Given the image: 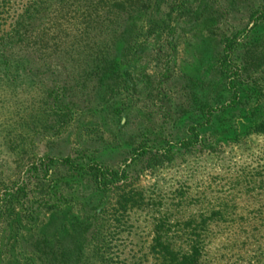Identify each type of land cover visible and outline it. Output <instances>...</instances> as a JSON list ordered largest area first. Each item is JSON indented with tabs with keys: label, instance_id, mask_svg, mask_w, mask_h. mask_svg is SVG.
I'll return each instance as SVG.
<instances>
[{
	"label": "rangeland",
	"instance_id": "374dc122",
	"mask_svg": "<svg viewBox=\"0 0 264 264\" xmlns=\"http://www.w3.org/2000/svg\"><path fill=\"white\" fill-rule=\"evenodd\" d=\"M262 4L41 3L30 15L27 59L38 67L44 61L60 64L53 75L58 83L52 85L65 86L61 96L68 105L51 106L50 79L42 68L25 75L20 85L0 84V264H97L91 231L80 226L81 220L86 223L80 203L88 201L90 208L103 196L90 198L84 192L89 182L74 170L50 165L51 157L128 165V188L145 205L130 212L125 254L112 255L126 257V264L145 252L152 218L169 219L171 229L181 233L219 209L233 217L264 214V25L245 36L234 53L244 81L236 107L227 106L232 93L217 63L222 39L248 32L249 14ZM191 125H202L198 130L214 145L175 146L191 136ZM139 145L150 153L132 161ZM231 242L213 243L211 253L234 260L259 246L256 264H264V235L242 251Z\"/></svg>",
	"mask_w": 264,
	"mask_h": 264
},
{
	"label": "trees",
	"instance_id": "16d2710c",
	"mask_svg": "<svg viewBox=\"0 0 264 264\" xmlns=\"http://www.w3.org/2000/svg\"><path fill=\"white\" fill-rule=\"evenodd\" d=\"M41 3L45 5L48 0H0V84L6 88L11 85H20L24 82L25 75L36 74L42 68V74L50 79V83L48 86L46 83L42 84L37 81L32 83L36 86L40 85L41 88L46 85L51 106L65 108L68 104L61 96L65 86L62 85V89L59 87L54 90L52 85L58 83L53 75L54 67H59L60 64L54 66L52 62L44 61L43 65L38 67L27 59V27L32 19L30 15L41 7ZM249 21H253V25L248 32L246 29H242L241 32L227 35L222 39V50L217 63L232 93V98L227 104L229 107L239 105L244 90L243 69L233 62L234 53L245 36L251 35L253 31L261 30L264 25V4L251 10ZM18 43L20 45L14 47ZM22 45L26 47V50ZM201 126H189L188 132L191 136L174 145H178V148L182 150H191L197 146L205 145L211 148L214 141L206 140V133L202 134L198 130ZM149 153L146 146L139 145L132 149V161L147 156ZM47 162L56 168L74 170L78 178L86 179L89 185L86 186L84 192L89 191L90 198H94L98 193L103 196V199H107L105 202L102 199L97 205L90 208H88V201L80 203L82 208L86 209L81 212L86 223L81 220L80 226L83 232L89 229L91 231V238L95 243H90L93 245L92 250L97 264H126V257H117L114 260L112 255L113 252L120 253V256L125 254L124 250L128 245L129 235L132 233L129 223L130 212L134 208L145 205L144 199L134 197L133 190L128 188V165L112 168L94 160L75 163L70 155L61 158H47ZM92 210H94L93 215L86 217L87 212ZM239 222L258 226L251 230L230 228L218 230L214 228L220 224ZM191 223L193 222L191 221ZM151 225L153 228L149 233L150 240H148L145 252L141 258H136L137 261L129 264H256L258 251H260L259 246L255 251L248 252L250 255L247 258L239 254L238 259L223 260L222 256L218 257L211 253L212 244L219 241L220 244L229 246L228 242L233 241L231 246L235 242L236 245H240V251L244 250L246 246L250 245L251 240L264 235V214L233 217L231 213L219 209L204 217L199 225L195 223L191 232L181 231V233L171 229L172 224L167 218H152ZM125 231L128 232L123 234ZM219 258L221 259L219 260ZM138 259H141V262H138L140 261Z\"/></svg>",
	"mask_w": 264,
	"mask_h": 264
}]
</instances>
